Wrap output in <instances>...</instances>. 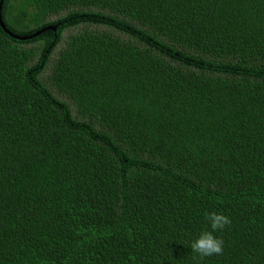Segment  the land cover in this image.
Listing matches in <instances>:
<instances>
[{
	"label": "trees",
	"instance_id": "1",
	"mask_svg": "<svg viewBox=\"0 0 264 264\" xmlns=\"http://www.w3.org/2000/svg\"><path fill=\"white\" fill-rule=\"evenodd\" d=\"M0 4V264H264V0Z\"/></svg>",
	"mask_w": 264,
	"mask_h": 264
},
{
	"label": "clouds",
	"instance_id": "2",
	"mask_svg": "<svg viewBox=\"0 0 264 264\" xmlns=\"http://www.w3.org/2000/svg\"><path fill=\"white\" fill-rule=\"evenodd\" d=\"M205 218L210 224L211 231H202L191 243V251L196 253L200 258L222 255L224 241L222 238L214 235V233L230 225L231 219L227 215L216 211L206 213Z\"/></svg>",
	"mask_w": 264,
	"mask_h": 264
},
{
	"label": "water",
	"instance_id": "3",
	"mask_svg": "<svg viewBox=\"0 0 264 264\" xmlns=\"http://www.w3.org/2000/svg\"><path fill=\"white\" fill-rule=\"evenodd\" d=\"M0 8H1V4H0ZM0 24H1L2 28L5 30L6 33H9V34H11V35L14 36V37H19V36H17V35H14V34L10 33V32L4 27V24L1 22V17H0ZM49 28H51V29H55L56 26H51V25H49V26L43 27V28H41L40 30H38L37 32H35L34 34H32V35H28V36H22L21 38H22V39L30 38L31 36L36 35V34L42 32V31H44V30H46V29H49Z\"/></svg>",
	"mask_w": 264,
	"mask_h": 264
}]
</instances>
